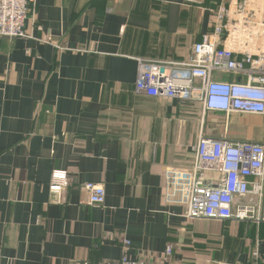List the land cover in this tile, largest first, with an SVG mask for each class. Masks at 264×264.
Here are the masks:
<instances>
[{
	"label": "crops",
	"instance_id": "crops-1",
	"mask_svg": "<svg viewBox=\"0 0 264 264\" xmlns=\"http://www.w3.org/2000/svg\"><path fill=\"white\" fill-rule=\"evenodd\" d=\"M218 1L35 0L28 38H0L2 264L157 262L168 245L169 264L264 262V225L183 216L199 109L135 88L137 59H187ZM215 117L216 135L262 139L261 123L229 129L256 117L227 131ZM54 171L68 175L59 193ZM88 182L103 206L87 204Z\"/></svg>",
	"mask_w": 264,
	"mask_h": 264
},
{
	"label": "built area",
	"instance_id": "built-area-1",
	"mask_svg": "<svg viewBox=\"0 0 264 264\" xmlns=\"http://www.w3.org/2000/svg\"><path fill=\"white\" fill-rule=\"evenodd\" d=\"M34 5L35 0H0V38H28L25 24ZM209 13V30L187 59H137L135 88L148 98L177 100L199 109L193 164L182 175L183 216L190 221L260 226L264 225V0H219ZM209 116L213 118L208 120ZM214 116L223 117L225 131L232 116L256 117L263 127L262 139L236 140L226 133L205 132L206 123L219 124ZM68 185L67 173L54 171L48 188L59 193ZM82 189L90 207L104 205L102 185L88 182ZM171 255L168 245L157 262L123 257L99 264H169Z\"/></svg>",
	"mask_w": 264,
	"mask_h": 264
},
{
	"label": "rangeland",
	"instance_id": "rangeland-1",
	"mask_svg": "<svg viewBox=\"0 0 264 264\" xmlns=\"http://www.w3.org/2000/svg\"><path fill=\"white\" fill-rule=\"evenodd\" d=\"M193 125H194V123L190 124L191 131L193 128L195 131L198 130V127L200 128V125L199 126L197 124H195V126H193ZM242 126L249 127V128H247V132H246L247 136H251L253 130H256V129H254V127H258V126L261 127L260 122L257 120L248 121V119H244V120H242V122H233L232 121L229 123V129H230V131H233V132H234V130L243 131L244 128H242ZM204 131L207 133L208 132H214V126H211V124L206 123L204 125ZM247 139L250 140V138H247Z\"/></svg>",
	"mask_w": 264,
	"mask_h": 264
}]
</instances>
